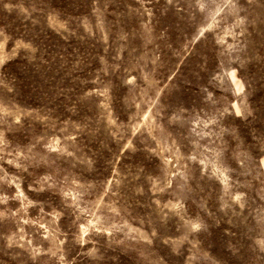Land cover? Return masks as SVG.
Segmentation results:
<instances>
[{"label":"rangeland","instance_id":"rangeland-1","mask_svg":"<svg viewBox=\"0 0 264 264\" xmlns=\"http://www.w3.org/2000/svg\"><path fill=\"white\" fill-rule=\"evenodd\" d=\"M0 264H264V0H0Z\"/></svg>","mask_w":264,"mask_h":264}]
</instances>
